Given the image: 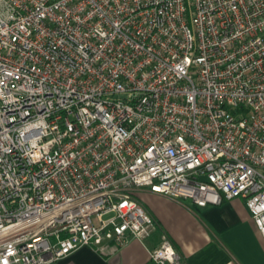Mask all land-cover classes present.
Segmentation results:
<instances>
[{
    "label": "built area",
    "instance_id": "obj_1",
    "mask_svg": "<svg viewBox=\"0 0 264 264\" xmlns=\"http://www.w3.org/2000/svg\"><path fill=\"white\" fill-rule=\"evenodd\" d=\"M143 188L264 240V0H0V264L148 236Z\"/></svg>",
    "mask_w": 264,
    "mask_h": 264
},
{
    "label": "crops",
    "instance_id": "obj_2",
    "mask_svg": "<svg viewBox=\"0 0 264 264\" xmlns=\"http://www.w3.org/2000/svg\"><path fill=\"white\" fill-rule=\"evenodd\" d=\"M137 199L156 223L148 236L131 237L107 253L84 246L51 264H151L150 253L163 233L181 255V264H264V240L243 199L201 207L148 188L139 190Z\"/></svg>",
    "mask_w": 264,
    "mask_h": 264
}]
</instances>
